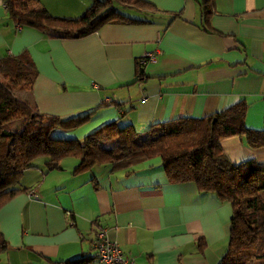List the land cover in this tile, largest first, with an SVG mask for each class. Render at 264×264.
I'll use <instances>...</instances> for the list:
<instances>
[{
	"label": "crops",
	"instance_id": "crops-1",
	"mask_svg": "<svg viewBox=\"0 0 264 264\" xmlns=\"http://www.w3.org/2000/svg\"><path fill=\"white\" fill-rule=\"evenodd\" d=\"M27 1L39 13L70 18L93 3ZM147 1L156 10L128 8L133 14L121 11L128 21L111 20L85 36L63 38L20 27L0 0V57L26 50L38 71L32 85L16 88L15 95L61 117L104 103L84 124L52 132L79 140L116 118L144 133L155 122L203 117L241 99L247 102L245 124L264 129V0H210L207 23L201 0ZM147 52L155 60L143 62ZM140 65L144 76L136 79ZM220 144L233 162H264V146L250 147L241 136L224 137ZM44 157L21 175V185L30 190L0 206L8 243L0 264L94 257L92 240L101 229L133 264L220 262L229 239L230 202L193 182L167 180L159 157L130 168L99 163L78 172L73 170L79 157H64L54 168ZM88 264L104 263L92 258Z\"/></svg>",
	"mask_w": 264,
	"mask_h": 264
},
{
	"label": "trees",
	"instance_id": "trees-1",
	"mask_svg": "<svg viewBox=\"0 0 264 264\" xmlns=\"http://www.w3.org/2000/svg\"><path fill=\"white\" fill-rule=\"evenodd\" d=\"M3 1L9 17L20 27L31 26L54 37H82L108 21L129 20L113 7L119 0H93L81 16L71 18L39 13L37 6L27 0ZM120 1L123 8L156 10L147 0ZM200 4L203 23H207L213 12L212 3L201 0ZM172 14L175 17L180 13ZM37 73L26 50L0 57V206L17 192L30 190L29 186L21 185V175L39 156L48 157L50 168L59 167L64 157H79L74 172L99 163L130 168L159 157L167 180L193 182L199 190L213 191L220 200L230 202L229 239L218 264H264V162L252 158L233 162L224 155L220 144L222 138L238 135L250 147L264 146V129L245 124L244 99L203 117L179 116L155 122L144 133H139L131 122L121 123L116 118L79 140L54 136L51 131L84 124L104 103L66 117L43 114L14 93L18 87H30ZM136 76V79L144 76L141 65ZM14 121L20 124L10 126ZM7 244L0 230V253ZM202 246L199 241L198 247ZM92 258L95 256L82 254L51 261L88 264Z\"/></svg>",
	"mask_w": 264,
	"mask_h": 264
},
{
	"label": "built area",
	"instance_id": "built-area-1",
	"mask_svg": "<svg viewBox=\"0 0 264 264\" xmlns=\"http://www.w3.org/2000/svg\"><path fill=\"white\" fill-rule=\"evenodd\" d=\"M155 60V56L147 52L143 55L142 61ZM95 258L104 264H133V260L123 253L116 241L110 240L104 230H98L92 240Z\"/></svg>",
	"mask_w": 264,
	"mask_h": 264
},
{
	"label": "rangeland",
	"instance_id": "rangeland-1",
	"mask_svg": "<svg viewBox=\"0 0 264 264\" xmlns=\"http://www.w3.org/2000/svg\"><path fill=\"white\" fill-rule=\"evenodd\" d=\"M122 4H123V2L119 0L118 2H114L113 3V7L115 8V10H119V11H123V12L125 11L127 13L133 14V11L132 10H129L128 8L121 7ZM18 124H20V121L19 122L14 121V122L10 123V126H17ZM51 133H52V131H51ZM43 158H45V157L44 156H39V157L36 158V160H40V159H43ZM68 159H76V158L73 157V156H67L65 158V160H68Z\"/></svg>",
	"mask_w": 264,
	"mask_h": 264
}]
</instances>
